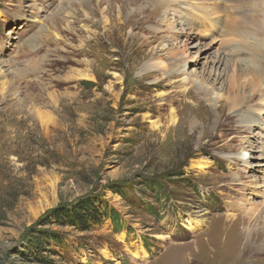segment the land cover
<instances>
[{
  "label": "rangeland",
  "instance_id": "1",
  "mask_svg": "<svg viewBox=\"0 0 264 264\" xmlns=\"http://www.w3.org/2000/svg\"><path fill=\"white\" fill-rule=\"evenodd\" d=\"M169 1L137 0L128 20L96 0H0V264H264L263 223L244 214L264 210V85L241 110L250 125L215 127L191 82L226 96L210 61L232 42L191 22L173 69L163 48L187 9ZM156 59L167 68L146 71ZM85 200L103 211L94 227L49 216Z\"/></svg>",
  "mask_w": 264,
  "mask_h": 264
},
{
  "label": "bare ground",
  "instance_id": "2",
  "mask_svg": "<svg viewBox=\"0 0 264 264\" xmlns=\"http://www.w3.org/2000/svg\"><path fill=\"white\" fill-rule=\"evenodd\" d=\"M117 1L119 0H112V1L96 0V4L100 8L99 10L101 11V15L104 14L113 17L116 14H119V16H125L127 12L132 11L130 16L128 17L129 18L128 20H130V18H135L142 15L144 9L151 4H158V5L162 4L166 7L170 2L169 0H138L141 1V3H145L146 7L144 5L141 6L135 5L134 7L133 4H135V1L137 0H126L121 2V6H119L118 7L119 9L117 10V5L115 4ZM179 1H180L179 3L181 4L183 3L182 6L181 4L178 3V7L181 8V11H184L185 7L187 9L186 10L187 13L184 12L185 16H183L184 19L187 21V25L185 27L186 29L183 27L181 32L182 33L181 38L185 37L186 40L181 39L180 38L181 35H179L177 32L172 34V36L175 37L174 39L167 40V42L169 43L168 47H164L163 50L167 51L168 48L170 47L172 48V49H168L169 52H171L170 56L168 57L170 61L167 59L169 61L168 63L172 65L173 69L176 68L178 69L179 67L181 68L186 67L187 64L183 62V55L187 50L191 49L188 47V44L189 41L192 39L193 34L199 33L197 31L198 28L195 29L190 25L191 22L192 23L194 22L199 25L200 21L212 20L218 28L221 25V28L223 29V31H225L223 34V38L226 40L224 42L226 43L229 41L232 42L231 44L232 47L230 46L231 48L228 51H225L227 54V55L225 54L226 56L220 52L221 55L219 53H216V55L212 57V60L210 61V63L212 64L210 76L213 73L214 81L220 82L221 80H224L226 82L227 84L226 96L225 95L220 96L218 93H215L212 89L207 88V86L205 87L204 84H202L198 80L192 81L191 83L194 86H197V90L198 89L200 90L199 92L203 96V97L201 96V98L205 103H207L206 106L209 107V109L211 110L210 111L211 116L209 117L216 119L215 127L218 126L227 127L231 123L235 122L234 120L235 118H238L240 120L242 119L246 120L245 123H249L251 121L249 123L250 125L253 119L248 118V116L245 115V113H241V110L255 96V94L258 93L257 89L258 91H260L264 85V70L260 69L261 66H257V64L263 62L264 59V14H262L259 10L258 11L249 10L250 7H248V4L246 5L244 0H179ZM172 3L174 6L177 5L176 4L177 2L174 0H172ZM105 4H108L107 8L101 9L102 6ZM94 8L97 9L96 7ZM169 8L172 10L174 7L171 6ZM241 11L242 13H240ZM232 14L238 15L239 17L232 16ZM226 15L228 18H225ZM194 16L196 18H194ZM167 18L168 17H166L165 15L164 17L165 23L169 21V19ZM234 19L237 21L236 24H231V22L235 23ZM248 26H250V28H248ZM247 28L249 29V31ZM155 34L158 35V33ZM152 43L154 42L152 41L151 44ZM158 45L164 46V44L162 43ZM192 48H197L198 51H200L203 48V44L199 43L198 45H194ZM239 53H243V54L247 53L250 56H248L247 58L244 57V59L241 60V58H238L241 56V54ZM233 54L237 55V57H235V60L229 59V57ZM259 56H263V58L260 59ZM152 61L149 60V62H147L144 65L146 71L154 68L157 69L167 68L165 61L162 60L157 61V59L153 62ZM0 65L5 68L9 67L8 64H6L1 60H0ZM223 66L225 68L221 70ZM230 66H231L230 70L233 68V70L231 71H229ZM183 70L182 71L184 72V74H186L185 73L186 69L184 68ZM0 73H1V69H0ZM82 78L91 80V76L88 73H84L82 75ZM186 80L189 81V76L186 77ZM262 93H264V89L262 90ZM262 95H263L262 102L264 104V94ZM251 109L253 112L255 110L261 112L262 105L257 106V108L255 106L254 109L251 107ZM239 116L241 117L239 118ZM257 121L259 122V120ZM240 160L243 164H245V160H246L245 157H240ZM246 203L251 206L253 205L251 201H249L248 199H246ZM244 214L246 219L249 220V223L253 222V220H256V222L260 221V223H263L262 229L264 230V220L263 218H261L262 216H264L263 215L264 210H260L258 207L249 208L246 209V212ZM254 230L257 231L256 227H254L252 230L249 231L248 233L249 239L253 235L252 231Z\"/></svg>",
  "mask_w": 264,
  "mask_h": 264
},
{
  "label": "trees",
  "instance_id": "3",
  "mask_svg": "<svg viewBox=\"0 0 264 264\" xmlns=\"http://www.w3.org/2000/svg\"><path fill=\"white\" fill-rule=\"evenodd\" d=\"M102 210L95 206L92 201L85 200L75 205L69 210L56 208L49 214L60 221L68 224H75L82 228H90L100 224L103 221Z\"/></svg>",
  "mask_w": 264,
  "mask_h": 264
}]
</instances>
